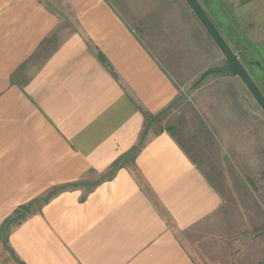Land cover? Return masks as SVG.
<instances>
[{"label": "crops", "instance_id": "crops-1", "mask_svg": "<svg viewBox=\"0 0 264 264\" xmlns=\"http://www.w3.org/2000/svg\"><path fill=\"white\" fill-rule=\"evenodd\" d=\"M62 2L75 15L69 33L41 0H0V264H198L184 238L228 201L153 117L179 96L170 37L180 26L168 19L164 44L154 16L135 28L110 0ZM207 34L208 48L193 35L192 45L206 54L203 69L222 68ZM250 71L261 90L264 76ZM204 81L219 138L264 123L239 76Z\"/></svg>", "mask_w": 264, "mask_h": 264}, {"label": "rangeland", "instance_id": "rangeland-1", "mask_svg": "<svg viewBox=\"0 0 264 264\" xmlns=\"http://www.w3.org/2000/svg\"><path fill=\"white\" fill-rule=\"evenodd\" d=\"M41 1L61 17V32L72 31L75 15L69 3L64 7L62 0ZM110 1L135 28L149 24L153 16L157 18L158 23L154 27L164 44L169 37L165 34L168 19L181 29L186 27L185 31L179 29L170 37L177 59L178 74H173V77L179 86V96L153 117L157 118L159 126L172 128L173 134L195 164L227 196L228 210L225 215L216 213L210 216L194 228L193 240L184 238L194 259L198 264H264V123L255 118L258 125L253 126L250 121H246V128L242 132L239 128L236 130L238 136L241 133L248 134L243 139L218 137L220 132L203 112L209 108L208 99L205 105L203 100V94L208 90L202 88L206 82L203 81L199 87H192L193 82L206 70L201 65L206 54H198V47L196 49L193 45L197 40L198 46L208 48L209 36L185 0ZM199 1L208 9L213 22L220 23L222 33L239 54L237 56L244 66L248 67L246 70L249 72L253 66L259 77L264 76V51L261 52L260 46L257 52L251 49L256 44L264 48V0ZM220 1L225 2L226 6H222ZM192 35L196 40L191 38ZM144 40L148 41L147 38ZM183 47H187L186 52H189L185 61L182 57L185 53ZM257 82L264 94V77H260ZM232 84L230 87H233ZM243 91V95L252 97L247 88H243ZM232 93L235 99L242 98L238 90L235 92L233 89ZM241 105L243 109L247 107L245 101ZM258 107V113L262 115L264 112ZM243 109V112L248 113H243L246 119L250 111L248 107L245 111ZM226 115L223 114L224 117ZM253 133L259 134V139H252ZM226 226L229 228L228 235H219V231ZM203 245H210V248L204 249Z\"/></svg>", "mask_w": 264, "mask_h": 264}, {"label": "water", "instance_id": "water-1", "mask_svg": "<svg viewBox=\"0 0 264 264\" xmlns=\"http://www.w3.org/2000/svg\"><path fill=\"white\" fill-rule=\"evenodd\" d=\"M191 7L197 18L200 20L206 31L209 33L213 41L219 47L225 57V66L223 70L230 76H239L247 89L250 91L254 99L264 112V95L249 75L245 66L239 57L230 48L226 40L223 38L217 27L214 25L210 17L207 15L198 0H185Z\"/></svg>", "mask_w": 264, "mask_h": 264}, {"label": "trees", "instance_id": "trees-1", "mask_svg": "<svg viewBox=\"0 0 264 264\" xmlns=\"http://www.w3.org/2000/svg\"><path fill=\"white\" fill-rule=\"evenodd\" d=\"M216 72H225V71L223 70V67L222 68H208V69H206L205 71H203L198 76V78L193 82L192 87L193 88L199 87L200 84L205 80L206 77H208L209 75L215 74ZM168 129L170 131H172V128L171 127H168Z\"/></svg>", "mask_w": 264, "mask_h": 264}]
</instances>
